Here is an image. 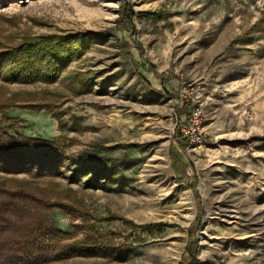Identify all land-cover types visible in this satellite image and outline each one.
Segmentation results:
<instances>
[{
  "label": "rangeland",
  "instance_id": "rangeland-1",
  "mask_svg": "<svg viewBox=\"0 0 264 264\" xmlns=\"http://www.w3.org/2000/svg\"><path fill=\"white\" fill-rule=\"evenodd\" d=\"M24 43L37 74L3 71L0 128L63 162L15 178L95 247L49 264H264V0H0V52Z\"/></svg>",
  "mask_w": 264,
  "mask_h": 264
},
{
  "label": "trees",
  "instance_id": "trees-1",
  "mask_svg": "<svg viewBox=\"0 0 264 264\" xmlns=\"http://www.w3.org/2000/svg\"><path fill=\"white\" fill-rule=\"evenodd\" d=\"M31 50L34 48L24 43L1 51L0 76L4 71L8 72L3 73L6 78L20 80L19 73L25 81L32 79L37 73L31 65ZM3 62H11L14 68L6 70ZM17 102L13 98L0 101V112L4 114ZM62 145L59 140L11 135L0 128V264H49L72 258L82 250L85 243L81 241L72 245L62 242L69 235L62 233L50 216L54 208H65L55 201L62 194L53 189L40 190L36 183L15 178L26 175L40 181L56 176L63 162Z\"/></svg>",
  "mask_w": 264,
  "mask_h": 264
},
{
  "label": "built area",
  "instance_id": "built-area-1",
  "mask_svg": "<svg viewBox=\"0 0 264 264\" xmlns=\"http://www.w3.org/2000/svg\"><path fill=\"white\" fill-rule=\"evenodd\" d=\"M203 132L201 112L198 109H194L187 115L185 121L180 124L179 138L187 141L189 145H200Z\"/></svg>",
  "mask_w": 264,
  "mask_h": 264
}]
</instances>
